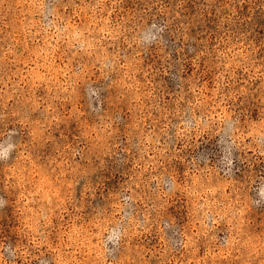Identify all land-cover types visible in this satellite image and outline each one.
I'll return each instance as SVG.
<instances>
[{"label":"rangeland","instance_id":"1","mask_svg":"<svg viewBox=\"0 0 264 264\" xmlns=\"http://www.w3.org/2000/svg\"><path fill=\"white\" fill-rule=\"evenodd\" d=\"M0 264H264V0H0Z\"/></svg>","mask_w":264,"mask_h":264}]
</instances>
